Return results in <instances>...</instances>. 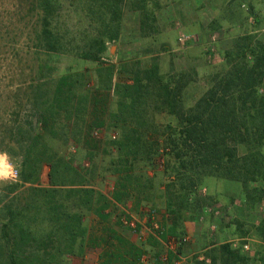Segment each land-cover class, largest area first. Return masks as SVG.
<instances>
[{
	"label": "rangeland",
	"instance_id": "1",
	"mask_svg": "<svg viewBox=\"0 0 264 264\" xmlns=\"http://www.w3.org/2000/svg\"><path fill=\"white\" fill-rule=\"evenodd\" d=\"M159 2L154 31L143 37L135 22L125 16L120 38L107 42L99 62L71 55L51 56L54 78L46 84L48 97L59 74L69 72L73 79L78 78L72 90L73 107L67 111L69 122L64 138L58 123L52 135L45 132L42 113L33 107L36 101L29 100L33 85L45 79L40 66L46 56L32 39L28 4L25 0H0V152L8 154L18 172L24 157L16 154L17 148L8 137L16 125H23L33 134L44 135L51 153L72 159L73 166L80 169L79 176L72 177L76 182L66 180L65 185H57L55 194L57 202L62 207L67 205V211L74 216V225H78L74 254L67 256L70 264H160L161 255H166L167 264H190L193 259L204 258L209 243L228 242L236 248L234 242L244 236L254 240L252 250L244 253L245 261L235 264H264L259 228L264 195L246 193L237 182L203 177L196 186H189L190 199L201 198L196 211L189 205L180 210L177 218L174 211L182 206V170L169 154L156 150V145L151 159L124 156L118 144L121 131L115 127L112 115L117 101L115 84L130 82L132 72L151 60L163 74L184 71L191 75L184 90V100L191 105L208 87L210 77L229 67L226 52L238 36L263 37L264 0ZM181 32L188 35L184 44L178 41ZM63 113L57 115L59 120ZM155 121L163 125L174 123V118L158 113ZM70 130L71 134H67ZM93 132L100 137H94ZM49 170V165H42L34 186H50ZM15 181H0V194L7 183ZM30 187L26 183L17 189L22 203ZM261 187L264 189V180L248 184L249 191ZM116 191H125L121 195L124 201L116 202L117 206L112 204ZM209 207L214 211L208 212ZM119 217L135 219L145 232L144 239H137ZM183 235L188 236L187 242L174 251L167 247L168 237Z\"/></svg>",
	"mask_w": 264,
	"mask_h": 264
},
{
	"label": "trees",
	"instance_id": "2",
	"mask_svg": "<svg viewBox=\"0 0 264 264\" xmlns=\"http://www.w3.org/2000/svg\"><path fill=\"white\" fill-rule=\"evenodd\" d=\"M25 1L32 13L27 22L32 39L46 56L40 66L45 79L33 85L29 100L36 101L33 107L42 113L45 132L52 135L58 123L65 138L67 111L73 107L72 90L78 78L73 79L69 72L59 74L48 97L46 84L54 78L51 56L71 55L99 62L107 42L120 38L127 15L141 35L148 37L157 27L155 10L160 0ZM226 57L231 61L229 67L210 77L208 87L191 105L184 100L191 75L184 71L163 74L153 60L134 70L130 82L115 84L117 101L112 115L115 127L121 131L118 144L124 156L151 159L156 145V150L169 154L182 170L184 207L179 205L174 211L177 218L180 210L189 205L196 211L201 198L190 199L189 186H196L203 177L237 182L246 193L264 195L262 187L248 189L249 183L264 180V35L238 36ZM62 111L65 113L59 120L57 115ZM158 113L172 116L174 123L157 124ZM44 137L23 125L10 131L8 138L24 160L18 180L7 183L0 194V264H70L67 256L74 254L78 225H74V216L67 211V205L62 207L57 202L55 194L57 185L76 182L72 177L79 176L80 169L73 166L72 159L51 153ZM43 164L50 166L49 187L34 186ZM26 183L31 187L22 203L16 191ZM121 187L125 190L126 184ZM124 192L116 191L117 200ZM247 197L251 198V194ZM83 201L86 202L84 198ZM259 228L262 235L264 216ZM244 253L228 242L209 243L204 258L193 259L190 264H235L246 260ZM260 257L264 260V255Z\"/></svg>",
	"mask_w": 264,
	"mask_h": 264
},
{
	"label": "built area",
	"instance_id": "3",
	"mask_svg": "<svg viewBox=\"0 0 264 264\" xmlns=\"http://www.w3.org/2000/svg\"><path fill=\"white\" fill-rule=\"evenodd\" d=\"M188 40V35L185 33H179L178 34V41L181 44H184L186 41ZM94 137L99 138L100 135L97 132H93ZM115 136L112 135V138H114ZM208 212H213L214 209L209 207L207 209ZM217 212V211H215ZM162 216V214H161ZM121 221L127 226L129 227V229L136 235L137 239H144L145 235H144V230L142 229V227H140L141 225H139L137 223V221L135 219H129V218H122ZM155 228H158V226L154 225ZM188 240V236H181L179 238L174 237V236H170L166 239V245L167 247L174 251L178 245L183 244L185 242H187ZM260 242L264 244V233L261 235L260 238ZM254 240H252L251 237H247L244 236L240 239H238L237 241L234 242V246L236 247H240L242 251L244 252H250L252 250V243ZM158 260L160 261V264H167V257L166 255H161L158 257ZM141 261H144V257L141 258Z\"/></svg>",
	"mask_w": 264,
	"mask_h": 264
},
{
	"label": "clouds",
	"instance_id": "4",
	"mask_svg": "<svg viewBox=\"0 0 264 264\" xmlns=\"http://www.w3.org/2000/svg\"><path fill=\"white\" fill-rule=\"evenodd\" d=\"M18 172L13 164L9 162V156L6 152H0V181H15Z\"/></svg>",
	"mask_w": 264,
	"mask_h": 264
},
{
	"label": "crops",
	"instance_id": "5",
	"mask_svg": "<svg viewBox=\"0 0 264 264\" xmlns=\"http://www.w3.org/2000/svg\"><path fill=\"white\" fill-rule=\"evenodd\" d=\"M139 193V192H138ZM136 196H139V194H136ZM133 198V197H132ZM114 200V199H113ZM116 200H117V198H116ZM116 200H114V201H112V204H114V205H118L116 202H120V201H124V200H121V199H118L117 201ZM137 202L139 201V200H136ZM109 210H105V212H108ZM110 215H111V212L109 213ZM120 218V220H121V217H119ZM114 218L112 217V220H113ZM117 219H118V217H117ZM116 220V219H115Z\"/></svg>",
	"mask_w": 264,
	"mask_h": 264
}]
</instances>
